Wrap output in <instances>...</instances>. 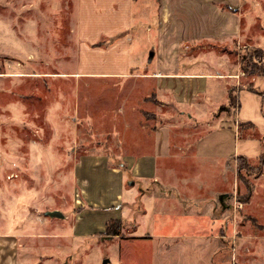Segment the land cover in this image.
<instances>
[{"label": "rangeland", "instance_id": "rangeland-1", "mask_svg": "<svg viewBox=\"0 0 264 264\" xmlns=\"http://www.w3.org/2000/svg\"><path fill=\"white\" fill-rule=\"evenodd\" d=\"M175 1L133 0L137 69L154 62L147 60L161 7L169 16ZM213 1L238 14L242 77L264 75V0H236L232 9L228 0ZM177 2L188 8L203 0ZM76 9L77 0H0V264H264L260 159L230 155L225 166L198 170L200 162L180 148V159L168 158L157 176L129 167L124 156L148 151L154 129L179 115L153 104L147 91L127 101L108 79L66 75L77 59ZM210 45L181 46L209 51L212 71L218 58ZM176 124L195 128L185 117ZM200 125L192 140L177 141L213 146L212 124ZM56 209L64 217L48 215Z\"/></svg>", "mask_w": 264, "mask_h": 264}, {"label": "crops", "instance_id": "crops-1", "mask_svg": "<svg viewBox=\"0 0 264 264\" xmlns=\"http://www.w3.org/2000/svg\"><path fill=\"white\" fill-rule=\"evenodd\" d=\"M228 1V8H234L231 5L237 1ZM213 2L203 0L184 8L176 0L171 4L173 13L169 16L162 6L158 16V35L152 44V54L149 53L150 60H147L152 63L153 58L154 62L149 70L141 71L131 62L133 0H77V59L70 74L76 78L103 77L121 85L127 101L135 92L134 96L138 98L147 91L153 104H161L165 110L179 115V118L168 117L154 129L148 151L143 152L140 148L138 156H129L128 153L124 156L128 166L138 172L153 171L157 176L168 158L180 157V148L200 162L201 165L196 166L198 170L207 163L225 166L226 159L232 155L233 158L242 156L251 164L260 159L259 165L264 172V75H253L248 80L242 77L244 69L239 67L240 50L234 48L237 39L240 38L241 43L238 14L233 16L224 11L225 7ZM232 34L236 37L231 40ZM102 40H108L106 45H95ZM203 40L211 43L215 50L213 57L218 58L216 70L206 67L210 63L207 59L209 51H183L181 46L182 43L189 44L187 47L191 48ZM181 56H185L184 61ZM243 80L248 85L252 82L253 88L245 86ZM138 90L142 93H137ZM230 95L234 100L228 103ZM130 110L134 112V103L130 104ZM182 117L193 122L195 128L186 129L183 124L177 126ZM201 123L212 124L209 128L215 133L212 142L216 140L213 146L204 145L202 138L193 144L189 140L183 144L177 141L178 135H191L192 140L193 135L202 131ZM126 124L132 126L130 122ZM184 130L195 132L182 134ZM219 132L220 135L216 134ZM111 182L106 184L111 186ZM110 192L117 193L112 186Z\"/></svg>", "mask_w": 264, "mask_h": 264}, {"label": "water", "instance_id": "water-1", "mask_svg": "<svg viewBox=\"0 0 264 264\" xmlns=\"http://www.w3.org/2000/svg\"><path fill=\"white\" fill-rule=\"evenodd\" d=\"M150 54H152V52ZM47 213L49 216L61 217V218L64 217V214L60 210H57V209L56 210H50ZM107 261H108V259L105 258L103 260L102 264H107Z\"/></svg>", "mask_w": 264, "mask_h": 264}, {"label": "trees", "instance_id": "trees-1", "mask_svg": "<svg viewBox=\"0 0 264 264\" xmlns=\"http://www.w3.org/2000/svg\"><path fill=\"white\" fill-rule=\"evenodd\" d=\"M100 44H103V42H97V43H95V45H100ZM255 52H257V53H254L255 55H257V56H260V54H261V52L260 51H258V50H255ZM249 60V61H248ZM248 60H246L245 61V64H246V66H251V67H254V69L256 68V64H253V65H251L250 64V62H251V60L250 59H248ZM237 157H241V158H243L242 156H237Z\"/></svg>", "mask_w": 264, "mask_h": 264}, {"label": "bare ground", "instance_id": "bare-ground-1", "mask_svg": "<svg viewBox=\"0 0 264 264\" xmlns=\"http://www.w3.org/2000/svg\"><path fill=\"white\" fill-rule=\"evenodd\" d=\"M48 74V73H47ZM49 75V74H48ZM66 75H71V74H66ZM76 202H80V200L78 199Z\"/></svg>", "mask_w": 264, "mask_h": 264}]
</instances>
